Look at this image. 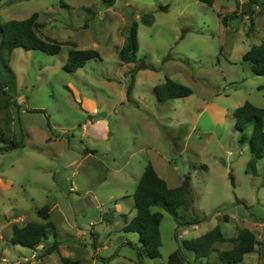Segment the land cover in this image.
<instances>
[{
    "label": "rangeland",
    "instance_id": "obj_1",
    "mask_svg": "<svg viewBox=\"0 0 264 264\" xmlns=\"http://www.w3.org/2000/svg\"><path fill=\"white\" fill-rule=\"evenodd\" d=\"M62 2H0V25L37 13L38 36L63 44L54 56L21 48L10 55L18 94L15 106L0 110V130L23 147L0 153V264H61L64 257L80 264H166L182 240L216 226L226 238L248 229L264 243V158L253 175L233 115L245 102L264 108V76L242 60L264 39V9L249 0H215L211 7L197 0H118L110 8L100 0ZM144 14L153 16L151 26L141 23ZM233 14L223 27L221 17ZM133 22L136 66L147 69L136 73L129 101L134 64L117 54ZM70 42L100 59L64 71ZM166 78L192 95L158 103L153 88ZM148 163L169 188L188 182L192 205L178 212L180 222L199 220L178 227L152 208L163 215L157 259L139 257L138 235L123 230L135 215L132 195ZM44 206L56 237L48 232L36 250L10 244L12 226L43 222L36 211ZM54 239L58 252L38 258ZM233 246L215 244L200 264H219L218 252ZM259 263L256 246L240 264Z\"/></svg>",
    "mask_w": 264,
    "mask_h": 264
},
{
    "label": "trees",
    "instance_id": "obj_2",
    "mask_svg": "<svg viewBox=\"0 0 264 264\" xmlns=\"http://www.w3.org/2000/svg\"><path fill=\"white\" fill-rule=\"evenodd\" d=\"M3 0H0L2 2ZM106 8L112 7L118 0H100ZM211 7L215 0H197ZM249 6L256 5L264 9V1L249 0ZM61 6H65L60 0ZM163 10L166 8H162ZM249 14H253L249 9ZM246 14V13H244ZM243 14V15H244ZM236 18L235 15H225L221 17L223 27L227 26L229 19ZM38 14L33 13L29 18L21 21L11 20L0 25V110H6L10 106L16 105L17 81L13 70L9 65L10 55L13 50L21 48L25 51H39L46 55L54 56L60 53L62 45L51 39H42L38 36L41 24L38 23ZM145 26L153 24V16L144 14L140 18ZM251 26L252 18L249 17ZM71 49L67 53V59L63 70L69 73L83 68L90 60L100 59V55L95 50H78L76 44L68 43ZM138 52L137 24L133 22L127 30L123 46L118 51V60L123 64H134V68L129 71V83L126 88V97L130 101L131 92L135 83V76L138 70L147 69V66H136ZM243 62L250 64L252 74L264 76V39L260 45L252 46L242 56ZM158 103H165L170 100L186 98L192 95V90L185 85L174 82L169 78L153 88ZM20 108V107H18ZM235 130L239 133V143L246 144L251 155L248 161V168L253 175L257 172V162L264 158V108H258L249 102L243 103L234 111ZM251 127L248 136L246 130ZM2 144V146H1ZM23 147V140L16 141L4 135L0 130V153L12 151ZM231 183L233 178L230 176ZM134 201L135 215L125 223L124 232L137 234L141 246L137 248L139 257L150 259L160 258V223L163 215L160 212H153L152 208L159 207L177 223L178 227L198 224V219L181 223L179 211L188 212L191 209L192 199L188 191V182L181 186L169 188L167 183L158 176L153 166L148 163L138 181L135 192L132 195ZM50 209L44 206L36 211L37 216L43 222H29L23 227L12 226L10 244L36 250L43 241L47 239L48 232H52L56 237L54 225L48 221ZM223 221L227 222L228 217L224 216ZM177 238V235H176ZM217 243H230L234 246L230 250L220 251L217 254L219 264H240L244 257L253 253L256 246H259L260 263L264 264V243H259L255 235L248 229L239 231L236 237L226 238L221 230L216 226L206 234L190 240H182L178 249L172 252L166 264H190L187 262L183 251L194 255V260L200 264L199 260L208 259L213 246ZM58 242L56 239L47 245L42 246L38 258L48 256L58 252ZM61 264H80L78 260L61 258Z\"/></svg>",
    "mask_w": 264,
    "mask_h": 264
},
{
    "label": "crops",
    "instance_id": "obj_3",
    "mask_svg": "<svg viewBox=\"0 0 264 264\" xmlns=\"http://www.w3.org/2000/svg\"><path fill=\"white\" fill-rule=\"evenodd\" d=\"M91 109H93V107H92ZM91 109H90V110H91ZM103 132L106 133V131H103Z\"/></svg>",
    "mask_w": 264,
    "mask_h": 264
}]
</instances>
